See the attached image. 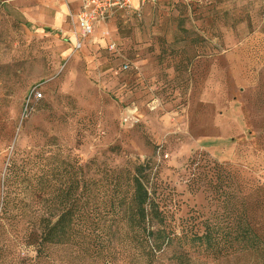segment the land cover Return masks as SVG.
Instances as JSON below:
<instances>
[{
    "label": "rangeland",
    "instance_id": "1",
    "mask_svg": "<svg viewBox=\"0 0 264 264\" xmlns=\"http://www.w3.org/2000/svg\"><path fill=\"white\" fill-rule=\"evenodd\" d=\"M77 10L78 0H0V264L34 263L27 235L60 211L59 173L76 161L90 174L148 163L176 225L226 227L246 209L264 233V0H150L80 48ZM65 254L52 249V264ZM196 257L264 264V243Z\"/></svg>",
    "mask_w": 264,
    "mask_h": 264
},
{
    "label": "trees",
    "instance_id": "2",
    "mask_svg": "<svg viewBox=\"0 0 264 264\" xmlns=\"http://www.w3.org/2000/svg\"><path fill=\"white\" fill-rule=\"evenodd\" d=\"M90 168L78 161L62 167L66 185L52 202L60 211L41 216L27 235L33 264H52L54 248L66 252L61 264H198L196 256L218 260L264 243L246 209L230 211L226 227L211 219L176 225L149 186L148 163Z\"/></svg>",
    "mask_w": 264,
    "mask_h": 264
},
{
    "label": "built area",
    "instance_id": "3",
    "mask_svg": "<svg viewBox=\"0 0 264 264\" xmlns=\"http://www.w3.org/2000/svg\"><path fill=\"white\" fill-rule=\"evenodd\" d=\"M132 1L133 0H80L79 8L75 15L77 28L75 47L80 48L84 40L88 39L97 27L115 18L117 14L126 11L139 12L150 0H134L136 5H134ZM107 47L112 50L114 46L112 43H109ZM123 68L126 69L127 65H124ZM30 94L35 100L41 97V93L36 88H33Z\"/></svg>",
    "mask_w": 264,
    "mask_h": 264
},
{
    "label": "crops",
    "instance_id": "4",
    "mask_svg": "<svg viewBox=\"0 0 264 264\" xmlns=\"http://www.w3.org/2000/svg\"><path fill=\"white\" fill-rule=\"evenodd\" d=\"M79 3H80V0H78V8H79Z\"/></svg>",
    "mask_w": 264,
    "mask_h": 264
}]
</instances>
